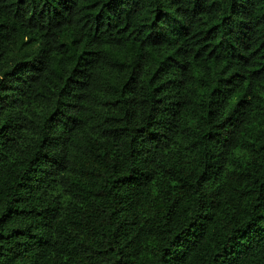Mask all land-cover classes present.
<instances>
[{"label":"trees","instance_id":"obj_1","mask_svg":"<svg viewBox=\"0 0 264 264\" xmlns=\"http://www.w3.org/2000/svg\"><path fill=\"white\" fill-rule=\"evenodd\" d=\"M0 264H264V0H0Z\"/></svg>","mask_w":264,"mask_h":264}]
</instances>
